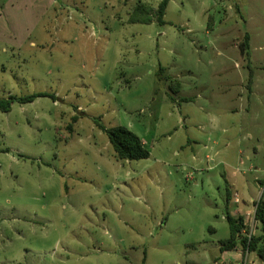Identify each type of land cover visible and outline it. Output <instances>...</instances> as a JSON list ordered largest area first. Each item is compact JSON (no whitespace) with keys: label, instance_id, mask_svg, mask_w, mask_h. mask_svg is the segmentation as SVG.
<instances>
[{"label":"rangeland","instance_id":"374dc122","mask_svg":"<svg viewBox=\"0 0 264 264\" xmlns=\"http://www.w3.org/2000/svg\"><path fill=\"white\" fill-rule=\"evenodd\" d=\"M161 1L0 0V99L48 94L0 112V264H215L237 209L264 236V0H170L164 25L129 23ZM97 124L150 157L118 160Z\"/></svg>","mask_w":264,"mask_h":264},{"label":"trees","instance_id":"16d2710c","mask_svg":"<svg viewBox=\"0 0 264 264\" xmlns=\"http://www.w3.org/2000/svg\"><path fill=\"white\" fill-rule=\"evenodd\" d=\"M170 0H162L158 7L155 9L147 4L138 3L134 8L129 23L131 24H151L156 21L159 25H164V16ZM249 35L246 34L244 41L240 45L242 53H248L249 50ZM165 69L160 68L162 74ZM169 90L174 96L179 95L181 91V83L178 80H174L168 77ZM252 78L249 80L248 90L251 94L252 91ZM46 93L32 94L25 97H14L0 99V112H10L15 102L20 104H26L33 102L38 97H47ZM100 130H102L109 138L116 158L120 161H139L150 157V150L147 148L143 140L130 129L124 126H116L112 128H106L101 124H97ZM226 184L227 200L230 202L232 193L228 181ZM262 195L260 199L255 203L254 220L256 223H261L264 227V182H260ZM226 220L230 229V236L227 239L221 240L220 251L228 252L235 251L237 249L242 250L244 253L254 252L264 264V236H256L253 233L247 234L246 221L244 216L234 217L231 214H227Z\"/></svg>","mask_w":264,"mask_h":264},{"label":"crops","instance_id":"0c3cea01","mask_svg":"<svg viewBox=\"0 0 264 264\" xmlns=\"http://www.w3.org/2000/svg\"><path fill=\"white\" fill-rule=\"evenodd\" d=\"M252 93H253V87H252V91H251V96H252ZM178 96V95H177ZM228 183H229V186H230V190H231V193H232V198H234V200H231V202L230 203H232V202H234V203H236V204H238V202L237 201H239V198H238V196H237V192H236V190H235V184L236 183H230L229 182V180H228ZM231 198V199H232ZM255 200H253V202H254ZM249 212L250 211H248L247 212V214H244L243 212H241V210L240 209H237V210H235L234 212H233V216L234 217H237V216H244V218H245V221L247 222V215L249 214ZM254 214H255V212H254ZM255 233V232H254ZM254 235H256V234H254ZM257 236V235H256ZM221 241V240H220ZM219 241V242H220ZM218 251H219V254L214 258V263L215 264H219V263H221V264H232V262H230L228 259H227V256H228V254L229 253H235L236 254V256L238 257V258H240V260H241V264H250L249 262H244V260H245V257L243 256V253L241 252V250L240 249H237V250H235V251H228V252H221L220 251V245H219V248H218ZM249 253H246V256L248 255ZM261 264H262V261H261Z\"/></svg>","mask_w":264,"mask_h":264},{"label":"built area","instance_id":"2783aa9c","mask_svg":"<svg viewBox=\"0 0 264 264\" xmlns=\"http://www.w3.org/2000/svg\"><path fill=\"white\" fill-rule=\"evenodd\" d=\"M251 234V233H250Z\"/></svg>","mask_w":264,"mask_h":264}]
</instances>
